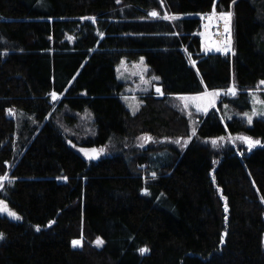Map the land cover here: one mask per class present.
I'll use <instances>...</instances> for the list:
<instances>
[{"label": "trees", "instance_id": "obj_1", "mask_svg": "<svg viewBox=\"0 0 264 264\" xmlns=\"http://www.w3.org/2000/svg\"><path fill=\"white\" fill-rule=\"evenodd\" d=\"M206 11L231 13V54L202 50ZM139 57L159 81L133 114L115 67ZM231 72L222 99L248 110L264 0H0V197L21 217L0 215V264H264V117L226 122L252 149L214 147L220 116L190 124L173 101L226 91ZM13 109L31 119L19 132ZM81 113L88 136L73 132ZM143 135L188 142L128 147Z\"/></svg>", "mask_w": 264, "mask_h": 264}, {"label": "rangeland", "instance_id": "obj_2", "mask_svg": "<svg viewBox=\"0 0 264 264\" xmlns=\"http://www.w3.org/2000/svg\"><path fill=\"white\" fill-rule=\"evenodd\" d=\"M221 14V13H220ZM189 16L185 17H192L193 14H188ZM222 16V15H221ZM224 17V16H222ZM231 15L228 17H224L227 23L231 26ZM202 43V42H201ZM205 45V43L203 42ZM202 45V50L204 52H224L226 53V50H223L218 45H213L211 48L207 47L206 45ZM116 79L122 84V93L120 95V99L125 105V107L131 112L136 113L141 105V101L139 100V96L143 93H146L151 90V88L156 86V83L159 81V79H153L154 77H157L155 74L149 71L148 65L145 63V60L143 57H139L135 61H126L125 59H121L116 67ZM232 79V77H231ZM227 91V90H226ZM226 91H224V94H226ZM227 96H232V93L230 91H227ZM237 94V92H235ZM248 98L250 102V107L248 110L244 111H236L232 109L225 101H221V98L223 96L216 95L213 97V100L217 101V98L219 99L218 103L211 100L208 96H203L200 99H192V97L200 96L202 93L199 94H188V95H176L173 97L174 104L178 106L181 110L187 112L188 111V117L190 120V124H193L195 121L198 120L197 114L206 113L210 108L214 110L219 116L220 120L225 126V133L217 138L216 145L214 146L212 141L213 140H207V142L214 147H220L228 145L230 147L236 148L237 146H245L247 149H252L258 144H254L252 147H249V143L246 140L240 139V137H247L243 134H232L229 132L226 126V122L232 118H239L243 119L248 126L252 124V121L256 118H262L264 117V85L259 83L256 88L253 90L247 91ZM208 101H211L209 103ZM206 102H208L206 104ZM247 113L248 116L252 117L251 123L248 121V116H245L244 114ZM8 114L13 117L16 121L15 128L19 132L23 128V123L30 122L31 119H25L23 121V118H25V114L21 110H11L8 111ZM85 120V122H84ZM75 126L74 131L77 134L83 135L85 133L86 136L91 133V119L90 117L84 113H81L79 115H76L75 120ZM223 139H219V138ZM252 141H258L255 139L250 138ZM179 140V143H176V141ZM188 142V138H171V139H157V138H148L147 136H140L136 140L129 143L128 147L134 148L133 150H142L146 148H150L152 146H157L158 144L162 149L169 151L174 150H182ZM158 145V146H159ZM98 150V148H97ZM131 150V151H133ZM100 151V150H99ZM91 156L92 154L88 152ZM2 181V180H0ZM0 201L4 202V206H6L7 211L0 212L1 216H5L10 220L13 221H20L21 217L18 213H16L10 206L8 205L6 199L3 197H0ZM264 206V204H263ZM8 212H14L19 217V219H16L15 217H12L8 214ZM264 215V213H263ZM71 240V246L76 247L81 245V240L79 244L73 245ZM100 241V240H99ZM98 243V239H96L95 244ZM262 244L264 248V237L262 239Z\"/></svg>", "mask_w": 264, "mask_h": 264}, {"label": "built area", "instance_id": "obj_3", "mask_svg": "<svg viewBox=\"0 0 264 264\" xmlns=\"http://www.w3.org/2000/svg\"><path fill=\"white\" fill-rule=\"evenodd\" d=\"M195 36L207 47L215 44L219 47H226L231 45V26L218 13L206 11L199 15Z\"/></svg>", "mask_w": 264, "mask_h": 264}, {"label": "snow or ice", "instance_id": "obj_4", "mask_svg": "<svg viewBox=\"0 0 264 264\" xmlns=\"http://www.w3.org/2000/svg\"><path fill=\"white\" fill-rule=\"evenodd\" d=\"M150 15H152V16H156L157 13H156L155 11H153L152 13H150ZM221 15L224 16V17H228V16L231 15V13H222ZM164 18H165V19H168L167 16H165ZM225 50H226V49H225ZM193 64H195V61H193ZM153 79H159V77H154ZM261 84H264V81H261ZM156 91H157L158 93L161 92V90H160L159 88H157ZM229 91L232 93V95H235V94H236L234 88H233V89H230ZM216 95H217L216 92H209V93H203V94H201L200 96H197V97H192V99H200V98H202L203 96L215 97ZM51 96H52L53 100L57 99V93L53 92V93H51ZM209 103H211V101H209ZM9 111H11V110H9ZM244 115H245V116H248L247 113H245ZM251 120H252V117H251V116H248V121H249V123H251ZM194 134H195V131H193V135H194ZM219 139H223V138L221 137V138H219ZM240 139L246 140V141L249 143V147H252L254 144H258V143H259V141H252L250 138H247V137H240ZM176 143H179V140H177ZM212 143H213V145L215 146V145H216V140H213ZM82 151L87 152V150H82ZM92 151H93V152H96L95 149H93ZM100 151H103V149H101ZM153 176H155V173H153ZM3 179H4L3 177H0V180H3ZM145 191H146V190H145ZM226 210H227V209H226ZM4 211H7V208H6V206H4V202H3V201H0V212H4ZM8 214H9L10 216H12V217H15L16 219H19V217H18V216L16 215V213H14V212H8ZM37 230H39V229H37ZM0 238H2V234H0ZM98 242H101V241H99V238H98ZM72 243H73V245H77V244L80 243V241H78V240H74V241H72ZM145 251H147V249H143V248L140 249V252H141V253H143V252H145Z\"/></svg>", "mask_w": 264, "mask_h": 264}, {"label": "crops", "instance_id": "obj_5", "mask_svg": "<svg viewBox=\"0 0 264 264\" xmlns=\"http://www.w3.org/2000/svg\"><path fill=\"white\" fill-rule=\"evenodd\" d=\"M232 48V47H231ZM223 50H225L226 49V51L227 52H229L230 54H231V52H232V50L230 49V48H227V47H225V48H222ZM231 77H232V79L230 78V86H229V88L227 89V91H229L230 89H235V92H238V90H237V88H236V82H235V77H234V74L231 72ZM264 85V84H263ZM226 91V94H225V96L224 97H232V96H234V95H232V96H227L228 95V92ZM209 92H215V91H205V93H209ZM161 93V92H160ZM231 93V92H230ZM248 94V93H247ZM236 95V94H235ZM206 97V96H205ZM209 97V96H208ZM207 98V97H206ZM211 98V100H213V97H210ZM219 99L217 98V101H215V100H213V101H215V102H219L218 101ZM221 101H224L222 98H221ZM209 102V101H208ZM208 102H206V104L208 103ZM211 109V108H210ZM184 113L188 116V111L187 112H185L184 111ZM207 113V112H206ZM198 115V117H200V116H202V115H204V113H202V114H197Z\"/></svg>", "mask_w": 264, "mask_h": 264}, {"label": "water", "instance_id": "obj_6", "mask_svg": "<svg viewBox=\"0 0 264 264\" xmlns=\"http://www.w3.org/2000/svg\"><path fill=\"white\" fill-rule=\"evenodd\" d=\"M215 92H216L217 95H219V96H224V95H225V94H224V91H221V90H216ZM93 149H95L96 152H93V151H92V155H93L94 157H98L97 148H93ZM93 149H92V150H93Z\"/></svg>", "mask_w": 264, "mask_h": 264}]
</instances>
